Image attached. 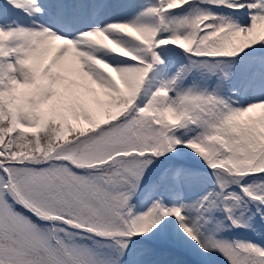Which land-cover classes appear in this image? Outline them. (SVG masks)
<instances>
[{"label": "snow or ice", "instance_id": "obj_1", "mask_svg": "<svg viewBox=\"0 0 264 264\" xmlns=\"http://www.w3.org/2000/svg\"><path fill=\"white\" fill-rule=\"evenodd\" d=\"M0 264H264V0H0Z\"/></svg>", "mask_w": 264, "mask_h": 264}]
</instances>
